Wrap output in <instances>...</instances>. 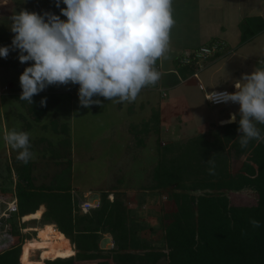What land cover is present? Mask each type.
Here are the masks:
<instances>
[{"label": "trees", "instance_id": "16d2710c", "mask_svg": "<svg viewBox=\"0 0 264 264\" xmlns=\"http://www.w3.org/2000/svg\"><path fill=\"white\" fill-rule=\"evenodd\" d=\"M178 64L184 76L195 71L193 64ZM60 90L62 85H52L50 91L33 96L32 105L19 100V94L14 96L25 110L19 117L40 122L60 103ZM42 98H46L45 106L40 104ZM155 120L158 132L159 115ZM238 120L239 115L236 123L218 125L212 133L158 148L148 188L172 194L163 202L160 246L140 234L146 226L116 189L113 200L102 190L101 205L86 213L74 205L70 126L64 123L57 128L54 122L55 131L64 137L58 146L52 144V159L67 166L49 184L37 183L31 159L26 164L14 160L9 167L17 180L13 182L10 173L12 186L3 188L0 196L7 201L16 197L18 210L0 218L1 242L12 239L0 248V264H264V141L252 140L241 148ZM257 127L264 135V125ZM243 156L242 165L233 173L236 160ZM252 219L260 222L258 228L250 224ZM38 220L56 224L50 240L40 238L36 230L35 236L23 231L29 227L26 222ZM110 239L113 248L105 246ZM61 243L68 247L63 253L58 251Z\"/></svg>", "mask_w": 264, "mask_h": 264}, {"label": "rangeland", "instance_id": "374dc122", "mask_svg": "<svg viewBox=\"0 0 264 264\" xmlns=\"http://www.w3.org/2000/svg\"><path fill=\"white\" fill-rule=\"evenodd\" d=\"M61 7H64L63 3ZM22 9L40 14L45 11L60 14L54 0H0V46L11 45L14 34L10 31V17ZM61 18L64 19L63 16ZM17 56V52L10 51L7 59L0 57V195L3 188L9 189L12 186L9 176L13 171L11 172L9 167H13L14 160L21 162L17 159L18 152L6 144L4 136L13 129L29 133L30 151L33 153L31 160L34 162L37 183L49 184L54 180L55 175L67 166L60 163V159H52L50 150L52 144L58 146L60 139L64 137L55 131L53 123L58 124L57 128L67 123L70 126L72 141L71 183L74 199L76 201L79 198L94 200L100 197L102 190L108 191L110 199L116 197L114 194L116 189L119 197L123 198L122 201L137 210V219L146 226L140 234L150 239L155 245H162L160 241L164 232L163 202L166 198L170 199L172 194L171 190L148 188L153 183L152 168L159 157L158 148L172 141L186 142L187 139L201 134L197 133L193 136L192 127L202 130V123L210 117L214 118L215 110L221 108L227 111H238L239 105L223 104L210 107L207 102L204 105L201 102L202 94L198 90H194L193 95V98L196 96L199 99L198 103L185 101V97L192 95L178 94V89L171 88L168 97L164 100L163 126L160 125V109L148 106L147 103L150 100H147L143 90L136 100L130 103L93 97V99H100L101 104H93L85 108L79 104V86L73 89L71 85H62V90L59 91L60 103L55 106L51 102L52 107L55 106L52 111L47 113L40 122H33L26 118L22 119V116L19 117V113L25 110L20 101L14 99V96L21 95L22 92L19 76L25 67L29 66L21 64ZM231 59L228 65L234 69L238 67L235 63L239 61L240 81L243 74H251L252 71L264 67V64L258 63L261 59L264 60V34L243 50L241 49L240 56H233ZM225 81L224 78L220 79L222 83L218 88L229 89V85L224 84ZM50 90L51 86L44 92ZM154 95L156 100H159V92L154 91ZM181 95L184 98L179 101L177 98ZM156 114L159 115V126H163L162 131L160 129L158 132L154 131ZM182 119L187 124V133L182 140L174 139L173 137H179V128L175 123ZM29 124L31 126H28ZM218 125L221 124L211 123L203 133L214 132ZM44 136L48 140L43 139V141ZM243 159L244 156L236 160L233 173L238 171ZM12 176L11 179L14 182L16 175L12 173ZM145 188L148 189L145 190ZM88 192L89 195L85 197L84 195ZM21 222H24L23 218ZM26 225L29 226L27 230L32 232V236H35L34 230H36L43 240H50L49 237L57 231L55 223L43 224L41 220L28 221ZM36 238L40 242L37 233ZM69 242L72 243L70 240ZM40 246L38 244V248ZM67 249L68 247L61 243V249L58 251L63 253ZM33 259H38V256H34Z\"/></svg>", "mask_w": 264, "mask_h": 264}, {"label": "clouds", "instance_id": "9594fccd", "mask_svg": "<svg viewBox=\"0 0 264 264\" xmlns=\"http://www.w3.org/2000/svg\"><path fill=\"white\" fill-rule=\"evenodd\" d=\"M54 2L59 15L22 9L10 17L14 35L10 46H0V57L7 59L10 51H15L19 62L29 65L19 76V100L32 105L33 96L47 87L73 84L79 86L82 107L101 104L93 97L130 103L144 88L159 81L156 64L167 58L175 23L173 0ZM258 63L264 64V60ZM241 80V85L233 86L236 91L207 92L205 98L214 104L239 105L238 113L220 123H236L239 115L237 138L240 147L246 148L252 140L264 141L257 127L264 125V67L243 74ZM40 104L45 106L46 98ZM4 141L18 152L21 162L26 164L32 158L29 133L13 129ZM250 224L260 226L255 219Z\"/></svg>", "mask_w": 264, "mask_h": 264}, {"label": "crops", "instance_id": "0c3cea01", "mask_svg": "<svg viewBox=\"0 0 264 264\" xmlns=\"http://www.w3.org/2000/svg\"><path fill=\"white\" fill-rule=\"evenodd\" d=\"M172 16L175 23L170 32L167 58L158 61L160 79L154 86L143 89L147 100H150L147 103L148 106L160 109V125L165 122L163 120L165 118L163 117V105L171 88L178 89V94L192 95L188 98L185 97L184 100L196 101L197 103L199 99L196 96L193 98V95L195 94L194 90H198L202 94V104L206 105L207 102L210 107H218L210 105L205 98L206 92L219 89L222 78L226 80L224 84L229 85V89H232L233 92L236 91V88L234 90L233 87L234 84H242L240 81V64L237 60L235 65L238 67L234 69L228 65L229 60L233 56H240L241 49L243 50L257 37L264 34V0H173ZM213 40H222L226 46L208 61L206 67L200 72V80L191 74L184 76L179 68V57L187 51L208 44ZM200 83H203L205 90L200 88ZM154 91L159 92V100H156ZM163 93L166 95L164 96ZM182 95L177 98L179 101L184 98ZM214 112H216L214 118L210 117L202 123V130L192 127L193 136L197 133H203L211 123H220L229 119L230 114L238 113L237 110L227 111L221 108ZM175 124L179 128V137L173 138L184 139V135L187 133L186 122L182 119L176 121ZM14 174L16 175V173ZM15 178L14 182L17 180V176Z\"/></svg>", "mask_w": 264, "mask_h": 264}, {"label": "built area", "instance_id": "2783aa9c", "mask_svg": "<svg viewBox=\"0 0 264 264\" xmlns=\"http://www.w3.org/2000/svg\"><path fill=\"white\" fill-rule=\"evenodd\" d=\"M226 46V43L222 40H213L211 42H209L208 44L205 45H201L196 49H193L191 51H187L186 53H184L183 55H181L179 57V63L181 64H193L195 66V71L191 74L193 77L197 78L200 80V72L206 67L208 61L216 56L219 52H221L224 47ZM235 85H238V83H236ZM200 88L205 90V86L203 85V83H200ZM224 92L227 91L229 93H231L232 91L230 89H225V88H219V89H212L210 91L207 92ZM207 92H206V98H207ZM163 95L165 96L166 93H163ZM212 106H218V105H222L225 103H219V104H214L213 102L207 100ZM231 105H235L234 103H228ZM72 194H73V190H72ZM89 195V192L86 193L84 196L87 197ZM112 195V194H111ZM111 200H113L114 198H110ZM73 202L74 205L76 207H79L80 210H82L83 212H87L89 209L91 208H98L101 205V198L98 197L97 199L94 200H88V199H80L79 200H75L74 199V195H73ZM2 204H6V207L4 209H1V205ZM18 210V200L16 197H13L10 201L5 200V198L0 196V218L2 216H8L10 211H16ZM27 230V228H24L23 231L25 232ZM29 231V230H27ZM26 231V232H27ZM0 237H1V233H0ZM12 242V239H10L8 242H4L2 243L0 241V248H4L6 247L9 243ZM108 247L113 248L114 247V241L112 239L109 240Z\"/></svg>", "mask_w": 264, "mask_h": 264}]
</instances>
